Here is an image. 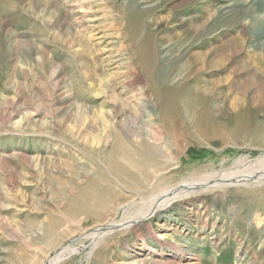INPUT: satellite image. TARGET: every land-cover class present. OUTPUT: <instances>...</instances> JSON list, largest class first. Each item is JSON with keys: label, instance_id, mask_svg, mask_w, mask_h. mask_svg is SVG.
<instances>
[{"label": "rangeland", "instance_id": "374dc122", "mask_svg": "<svg viewBox=\"0 0 264 264\" xmlns=\"http://www.w3.org/2000/svg\"><path fill=\"white\" fill-rule=\"evenodd\" d=\"M262 159L264 0H0V264H264V182L123 228Z\"/></svg>", "mask_w": 264, "mask_h": 264}, {"label": "bare ground", "instance_id": "6f19581e", "mask_svg": "<svg viewBox=\"0 0 264 264\" xmlns=\"http://www.w3.org/2000/svg\"><path fill=\"white\" fill-rule=\"evenodd\" d=\"M114 96H116V95H114ZM263 162H264V159L258 161L257 163L260 166H262ZM229 177H230V175H229ZM253 182H259V183L264 182V171H260V172L251 171L247 175L237 174V175H233L231 178H228L226 176V177H221L219 179H214L211 181L198 183V184L189 183L186 185H181V186L179 185V186H177V188H175L173 190V192L170 189L171 192L169 191L170 193H168L167 196L164 197L163 199H159V196H156L158 198H154V200L151 202V204H149L147 210L142 214V217L128 223L123 228L134 227L135 225H138L142 221L147 220V218H150L153 215V213L155 212V210L162 208L163 206L167 207L171 203L175 202L176 200H178L180 198L190 196L191 192H193V191L195 192L199 188H201L202 191H205V190H211V189H214L217 187H222V186H245L246 185L245 187H248ZM112 228H114V227L113 226L112 227L106 226L103 229V231H100L101 229H98V230L91 233L92 234L91 237L96 239V236H98V235L99 236H105L111 232L121 230V227L120 228H114L113 230H111Z\"/></svg>", "mask_w": 264, "mask_h": 264}, {"label": "water", "instance_id": "95a60500", "mask_svg": "<svg viewBox=\"0 0 264 264\" xmlns=\"http://www.w3.org/2000/svg\"><path fill=\"white\" fill-rule=\"evenodd\" d=\"M103 229H104V228L102 227L100 231H103Z\"/></svg>", "mask_w": 264, "mask_h": 264}]
</instances>
